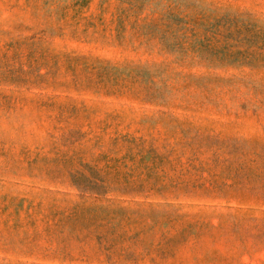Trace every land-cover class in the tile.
I'll return each instance as SVG.
<instances>
[{
	"label": "rangeland",
	"instance_id": "rangeland-1",
	"mask_svg": "<svg viewBox=\"0 0 264 264\" xmlns=\"http://www.w3.org/2000/svg\"><path fill=\"white\" fill-rule=\"evenodd\" d=\"M0 264H264V0H0Z\"/></svg>",
	"mask_w": 264,
	"mask_h": 264
}]
</instances>
